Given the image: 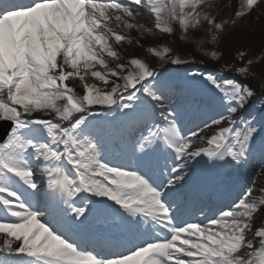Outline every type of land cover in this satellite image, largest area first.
I'll list each match as a JSON object with an SVG mask.
<instances>
[{"label":"snow or ice","instance_id":"6c2138e0","mask_svg":"<svg viewBox=\"0 0 264 264\" xmlns=\"http://www.w3.org/2000/svg\"><path fill=\"white\" fill-rule=\"evenodd\" d=\"M129 2L147 8L145 0ZM240 3L234 22L258 5L264 7V0ZM168 5L171 18L183 29L199 25L197 9L202 7L201 0H180L178 8L176 0H167L165 7ZM162 11L154 12L157 24ZM112 13L116 23L126 24L128 30L137 27L129 22L136 18L133 9L118 2L31 0L24 4L0 0V121L11 124L0 143V254L17 258L19 264H255L257 260L264 264V253L254 251L256 245L247 238L251 213L256 212L247 203L251 190L207 224L193 223L181 215L180 182L185 178L187 163L206 157L240 167L252 157L255 138L262 129L243 113L255 93L234 80L221 82L203 73H187V77L203 80L223 109L208 121V128L219 129L207 139L209 148L196 149L197 138L207 129L201 125L182 138L173 119L176 113L164 108L171 81L162 80L160 71L136 59L128 61L130 69L121 65L113 70L105 62L104 57L120 61L109 41L116 45L125 42L109 27ZM203 19L216 32L222 30L213 17ZM157 31L171 34V29L164 26H158ZM216 39L212 36L213 41ZM150 54L158 55L156 51ZM244 56L241 52V61ZM257 62L264 63V57ZM171 63L181 65L185 61L175 59ZM97 67L103 72L95 71ZM89 74L106 87L113 81L120 83L105 92L88 83ZM236 74L248 77V68H238ZM69 80L83 86L82 98L74 94ZM141 96L151 102L148 108L160 110L170 125L164 129L165 135L175 139V143L165 140L173 163L164 162L158 184L139 169L121 168L102 160V145L88 130L89 118L99 116L90 111L94 105H117L123 112L135 108ZM58 101H66V106H58ZM33 112L55 114L54 121L25 119ZM77 114L82 115L73 119ZM158 135L152 128H145L133 151L143 152ZM260 152L264 155V148ZM84 196L107 201L127 217H139L135 223L122 220L129 232L138 229L141 222L150 221L168 237L145 239L131 252L107 258L84 251L72 231L87 220ZM41 200L49 206L55 203L56 215L67 229L62 231L57 223L41 219ZM255 236L264 249V231Z\"/></svg>","mask_w":264,"mask_h":264},{"label":"bare ground","instance_id":"6f19581e","mask_svg":"<svg viewBox=\"0 0 264 264\" xmlns=\"http://www.w3.org/2000/svg\"><path fill=\"white\" fill-rule=\"evenodd\" d=\"M179 2L180 0H176L177 8ZM145 3L147 8H138L135 5H131L130 2L128 3L130 4L128 7H131L136 13V18L129 21L137 26L132 30H128L124 23H116L115 14H110L113 16V20L109 23V27L113 32L125 38V42L121 45H116L114 41H109L113 51L120 57L119 63L111 61L108 57H104L105 62H107L113 70H116L121 65L126 69H130L128 61L136 59L162 72L170 65H173L171 63L172 60H185L188 57H192L194 62H191V64H193L194 68L198 71L210 69L214 72L218 71V75H220L226 62H233L234 57L236 61H238L241 59L240 53L244 52L245 56L242 61L240 60L239 68L247 67L249 76L242 77L239 75L238 79L255 82V79L264 78V63L257 62L261 57H264V7L258 5L247 15L234 22L235 10L241 7L240 0H201L202 7L197 9V13L201 16L199 25L190 26L185 30L179 25L177 20L171 18V5L165 7L167 0H159V2L158 0H145ZM161 8H163L162 19L159 24H157L154 19V12ZM203 16L213 17L216 23L222 25V30L216 32L214 27L207 24ZM224 21H228V23L225 24ZM158 26L170 28L171 34L160 33L157 31ZM212 36H216L217 39L213 41ZM151 51H156L158 55L153 57L150 54ZM165 52H167V55H164ZM217 52H220L222 55L220 59L216 58ZM161 55L164 56L163 60L159 59ZM66 71L69 70L66 69ZM95 71L103 72V70L98 67L95 68ZM126 74L127 73H121V75ZM90 76L91 74H89L88 83L103 89L105 92L110 91L113 84L120 83V81H113V84L106 87L99 81L92 80ZM161 78L162 80L170 81L171 76H163ZM186 78L187 77L183 78L178 76L175 79L183 81ZM109 79L112 78L109 77ZM184 82L183 87H181L182 85H175L173 82L167 86L164 103V108L166 110H172L176 113L173 119L177 123V130L182 134V138L184 134H191L193 131L200 129L201 126L197 127L198 129H191L186 127V124L195 113L194 109L199 108L198 106L201 107V105H206L205 108L207 109L211 107L209 104L204 103L202 99L209 97H212L209 98L210 100L216 99L215 93L206 92V89H201L202 91L195 89L197 84L195 81H191L190 77ZM67 83L69 86L73 87L74 94L77 97H83L85 92L79 81L69 80ZM189 90L199 92L195 95L193 93L190 94ZM143 101L144 102L138 101L135 108L123 112L119 110L117 105H112L111 107L99 104L94 105L92 109H97L99 116L89 118L91 123L95 124V126L91 128V131H94L96 127L101 125L103 128L108 129L111 125L116 123L123 125L125 133L133 130L134 126L138 129L142 125L144 127L148 125L147 128L154 125L153 127L163 128V131L166 127H170L168 121L163 119V114L159 109L148 108L151 102L144 97ZM193 101H195V104H193ZM57 104L60 107H64L66 106V101H58ZM257 105L258 106L255 107V114L256 116H261L264 120V106L259 103H257ZM145 109H147V111H145ZM150 111H154L161 116L160 122H156L152 117L153 115L150 116ZM79 115L82 114H77V116ZM54 116L55 114L49 115L45 112H33L31 116L25 117V119H45L54 121ZM138 123L139 125L136 126ZM207 124L208 123L202 124L207 131L202 137L197 138L199 143L196 144V149L209 148V145L206 143L207 139H210L215 134V131L219 130L218 128H208ZM144 130H139L141 131L139 133H142ZM90 133L92 135L94 134V132ZM118 133L119 136L123 135L121 130H118ZM170 135L171 134H168L167 136L170 137ZM137 138L138 136L135 135L130 138L128 148L124 149L122 152L125 154L129 163L131 162L132 164L134 161L137 162L139 160V166L141 168L146 167L148 172L151 171L152 167V171L147 173L146 176L152 174L153 180L159 181V172L164 167V162L168 161L169 164L173 163L170 150L166 148L167 153L161 154L159 149H155V146L146 145L143 152H134L133 148ZM170 142L175 143L173 136H171ZM259 142L264 143V134L261 136L258 135L255 138L254 144ZM107 157H109V155L103 153L100 158L107 162ZM225 166L231 168L229 173L222 172ZM246 166L247 165L237 167L228 161H209L206 157H197L195 160L186 164L184 168V173L186 175L180 182L182 185L181 208L183 209L186 207L188 203L201 204V207H193L196 209V218L193 223L207 224L210 222L207 220V215L210 210V205L214 203L211 201V196L220 198L222 195L224 196L226 193L231 192L233 186L230 183L239 180L240 176L244 174ZM259 190V193L251 191V195L247 199V203L256 208V212L251 213L253 219L249 221L251 229L247 233V238L249 242L256 245L254 251L264 253V249L260 248L258 238L255 236L256 232L264 231V203H261V201H264V186L259 187ZM22 195L26 196L27 194L24 192ZM197 197L200 198L198 199ZM28 198L30 199V197ZM92 200L97 202L96 207L92 204ZM84 201L87 202L85 212L87 220L83 225L104 224V222L112 216H118L121 222L123 219L131 220L130 217H127L119 210H115L114 205H109L107 201H101L97 200L95 197L87 196H84ZM39 205L43 209L41 219H43L45 223H57L64 228L63 226L66 224L56 215L55 203L49 206L41 200ZM77 223L79 222L77 221ZM147 225L151 227V233L147 231L148 228L145 226L142 233V241L148 238L155 239L158 233L157 231L160 230L154 228L150 221L147 222ZM135 235H137V231ZM2 239L3 237L0 236V240ZM0 256H2L0 257V264H19L17 258H11L7 253L0 254ZM255 264H258V260L255 261Z\"/></svg>","mask_w":264,"mask_h":264},{"label":"rangeland","instance_id":"374dc122","mask_svg":"<svg viewBox=\"0 0 264 264\" xmlns=\"http://www.w3.org/2000/svg\"><path fill=\"white\" fill-rule=\"evenodd\" d=\"M128 1L129 0H101V2H118L125 7H128V5H130L128 4L129 3ZM220 57H222L221 53L217 52L216 58L220 59ZM240 60L241 59L236 61L234 57L233 62H230V63L226 62V65H224L223 69L221 70L222 73H220L219 78L217 77V74L210 69H205L202 73L207 76L213 77L214 79L221 81V82L225 80H230L227 77L236 78L239 76L236 74V69L239 68ZM182 61H185V63L181 65H170V68H168L169 70L168 72H166V74H171V75L174 74V76H178L181 74H187L189 72L198 73L197 70L194 68L193 64H191V62H194V59L192 57H188L187 59L182 60ZM170 69H173V70L178 69V70H176L174 73V71ZM220 76L225 77L226 79H221ZM199 81H200L199 83L201 86L205 85L209 90H211L203 80H199ZM238 83L250 88L255 93V96L253 97L251 104H249L254 110H255V107L258 106L257 103L262 104L264 106V92H262V86H264V78L255 79V82L253 81L248 82L246 80L239 79ZM215 108L217 109L218 107L215 106ZM253 109L251 110L250 116L248 118H252L254 120L255 115H254ZM90 111L97 112V109H90ZM221 111H222V108H221ZM206 113L198 114L197 116L192 118V120L189 121L188 126L189 127L192 126L194 128V127L201 125V123L209 119V116H215V113L217 114L220 113V108L217 109V111H215L213 108L212 112L210 111ZM77 118L78 116L73 117V119H77ZM259 128L261 127L259 126ZM262 186H264V155L260 154V156L256 158L253 164H251L250 169L247 173L246 179L244 180L243 185L240 188V190L237 192V194H235L234 200L223 205L221 208H218L217 209V211H219L218 213L226 212L227 210H229L235 203H237L241 199L242 196L245 195V193H248L249 190L259 193L260 192L259 187H262Z\"/></svg>","mask_w":264,"mask_h":264}]
</instances>
